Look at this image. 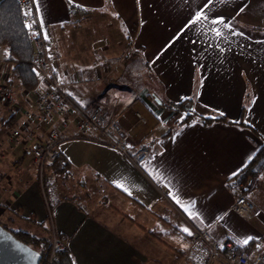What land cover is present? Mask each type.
<instances>
[{
    "label": "crops",
    "instance_id": "1",
    "mask_svg": "<svg viewBox=\"0 0 264 264\" xmlns=\"http://www.w3.org/2000/svg\"><path fill=\"white\" fill-rule=\"evenodd\" d=\"M32 1L56 74L68 80L69 114L27 123L22 144H12L11 128L48 83L36 75L34 89L22 88L0 47V84L11 90L0 106V224L11 230L42 228L48 235L50 215L77 264H176L191 225L218 241L246 245L251 237L248 243L253 242L264 231L262 215L254 212L245 220L231 209L236 197L231 178L261 144L238 121L264 138V0ZM68 2L118 22L125 56L137 61L136 74L158 87H142L115 118L127 136L128 153L147 147V158L135 165L117 149L82 136L58 141L70 175L60 178L64 195L57 186L49 194L50 208L30 148L54 135L77 133L82 108L106 87V61L118 60L103 45L86 50L65 42L71 20L81 13L71 15ZM201 9L207 19L190 24ZM218 18L229 26L211 23ZM187 98L199 115H223L230 122L195 119L174 128L179 115L163 101ZM89 187L101 189L102 204L93 201L91 209L89 197L80 196ZM149 224L158 225V236L146 229Z\"/></svg>",
    "mask_w": 264,
    "mask_h": 264
},
{
    "label": "built area",
    "instance_id": "2",
    "mask_svg": "<svg viewBox=\"0 0 264 264\" xmlns=\"http://www.w3.org/2000/svg\"><path fill=\"white\" fill-rule=\"evenodd\" d=\"M16 3L21 12L22 25L32 47L29 63L36 75L46 79L48 83L47 87L40 91L36 99L24 111L23 120L13 126L8 134V139L12 144L20 145L23 142L21 130L27 123L31 121L36 125L45 123L53 114L67 117L69 114V97L66 91L68 80H61L56 74L50 44L40 30L33 1L16 0ZM104 78L110 84L105 87L101 94L90 99L84 105L80 113L77 133L54 135L45 142H37L31 146L30 154L37 166L40 181L44 165L55 160L58 155V141L69 137H87L113 147L124 153L135 165H139L147 158V147L128 153L127 136L115 120L116 115L138 97L137 83L131 78H123L117 82L115 79L107 77V74L104 75ZM10 97V88L5 83L0 84V106ZM233 192L236 197L231 209L245 220L251 219L255 207L241 193L239 183L233 185ZM48 218L50 219L48 227L50 248L48 257L43 264H54L58 261L57 251L64 245V241L53 228L50 215ZM178 264H264V231L253 240L250 249L237 250V245L232 240H215L206 229L191 225L187 245Z\"/></svg>",
    "mask_w": 264,
    "mask_h": 264
},
{
    "label": "trees",
    "instance_id": "3",
    "mask_svg": "<svg viewBox=\"0 0 264 264\" xmlns=\"http://www.w3.org/2000/svg\"><path fill=\"white\" fill-rule=\"evenodd\" d=\"M67 5L68 12L71 15H76L78 12H86L84 8L72 3L68 2ZM0 47L4 48V61L14 64L11 75L13 77L18 76L21 86L25 90L34 89L37 85V76L33 67L29 63V54L32 47L26 36L25 28L22 25L21 12L16 0H0ZM163 103L174 115H179V118L174 121V128L195 119L202 123L212 121L223 123L230 122L223 115H199L194 109V102L192 98H187L179 102L165 100ZM243 109L244 105L242 106V112ZM237 124L250 129L261 140V144L252 158L231 178L232 183H239L241 185V193L248 195L259 184L260 176L262 172H264V138H262L253 127L246 124L242 119H240ZM172 129H170V131ZM69 175V163L59 152L55 160L44 165L40 182L44 198L46 199V202H48L50 208L52 202H50L49 194L55 186V179L58 177L65 179L68 178ZM35 225L45 228L42 223H35ZM172 227L175 228L174 226ZM8 230L12 231L17 239L26 243L40 253L41 259L39 264H43L46 261L50 248V239L48 235H37L21 229ZM59 236L62 240H64L61 235ZM251 246L252 242L246 245H237V250H248ZM57 255L58 261L54 264H77L65 243L57 251Z\"/></svg>",
    "mask_w": 264,
    "mask_h": 264
},
{
    "label": "rangeland",
    "instance_id": "4",
    "mask_svg": "<svg viewBox=\"0 0 264 264\" xmlns=\"http://www.w3.org/2000/svg\"><path fill=\"white\" fill-rule=\"evenodd\" d=\"M118 25H119L118 22H116L114 19L110 18L109 16L100 14V13H96V12L79 13L71 20L69 24V29L66 34L65 42H68L71 44L77 43L80 45L79 47H82L83 49L86 48V50L92 44H99L101 46L102 45L105 46L106 47L105 52L107 54H113V53L118 54L115 56L116 58H118L116 62H110L109 60L106 61L107 66H106L105 74H107V77H111L115 79L117 82L123 80V78L124 79L131 78L135 80V83H137L139 91L144 86H149L157 91L158 85L156 82L148 81L146 80V78H143L136 74L135 68H136L137 61L134 59V57L125 56L126 43H125V39L122 33L120 32ZM109 84L110 82L106 81V86H108ZM60 183H62L60 178L59 177L56 178L55 186L59 187L61 190V195H64L67 192V190L62 188L63 186L60 187ZM100 190L101 189H99L98 187H94V188L89 187L86 190V192L83 191L80 193V196L82 197L83 196L89 197L90 202L87 205L90 209L92 208L90 203H92L93 201H97L101 203V199L99 196L101 193ZM248 195H249V198L247 195H244V196L253 203L255 207V213L257 212L260 215H262L263 220L261 224L263 228L264 227V172H262L260 176L259 184ZM98 206H101V205H98ZM162 215L168 221L172 222L168 214H166V216L165 214H162ZM255 215H256L255 218L258 219L257 217L258 214H255ZM158 222L160 223V221ZM250 224L254 225L252 222H250ZM169 226H171L170 223H169ZM171 228L173 229L172 226ZM146 229L150 231L151 233H153L154 237L158 236V225L152 226L151 224H149L146 227ZM29 231L37 235H47L45 234L44 229L42 228L35 229V227L34 228L31 227ZM174 235L176 234L174 233ZM163 240L165 242H168L169 244H172L171 241H168L169 238H165ZM183 252L179 254L176 264H178L179 259L182 256ZM161 260H163V258L158 257V261L162 263ZM162 264H166L165 261ZM167 264H171V263L168 262Z\"/></svg>",
    "mask_w": 264,
    "mask_h": 264
},
{
    "label": "water",
    "instance_id": "5",
    "mask_svg": "<svg viewBox=\"0 0 264 264\" xmlns=\"http://www.w3.org/2000/svg\"><path fill=\"white\" fill-rule=\"evenodd\" d=\"M154 100L160 104L158 98ZM40 253L0 224V264H39Z\"/></svg>",
    "mask_w": 264,
    "mask_h": 264
},
{
    "label": "snow or ice",
    "instance_id": "6",
    "mask_svg": "<svg viewBox=\"0 0 264 264\" xmlns=\"http://www.w3.org/2000/svg\"><path fill=\"white\" fill-rule=\"evenodd\" d=\"M212 0H208V4H211ZM208 4H205L204 7L206 8L208 6ZM39 11V10H37ZM31 14V13H28ZM202 19H207L206 14L203 12V9H201V11L197 12L196 15L194 16V18L192 20L189 21L190 24H195L199 21H201ZM211 23L213 24H224L223 18H218L216 20L211 21ZM225 27H228V24H224ZM30 27V25H29ZM221 33L219 31H216V35L219 36ZM235 174V173H234ZM118 187H123V185L118 184ZM179 202V201H178ZM184 231H187V229H184ZM252 239L251 237L245 239L243 241L244 244H247L249 242V240Z\"/></svg>",
    "mask_w": 264,
    "mask_h": 264
}]
</instances>
